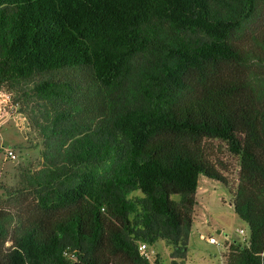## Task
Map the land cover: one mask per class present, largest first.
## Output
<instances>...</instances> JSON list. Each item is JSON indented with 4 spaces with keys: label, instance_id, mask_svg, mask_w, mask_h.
Returning a JSON list of instances; mask_svg holds the SVG:
<instances>
[{
    "label": "trees",
    "instance_id": "1",
    "mask_svg": "<svg viewBox=\"0 0 264 264\" xmlns=\"http://www.w3.org/2000/svg\"><path fill=\"white\" fill-rule=\"evenodd\" d=\"M67 69L104 95L96 122L72 118L74 86L52 78ZM40 74L36 96L67 105L42 129L49 155L109 170L46 180L0 264H151L142 242L185 249L199 177L228 185L204 139L239 157L228 189L248 239L226 264H264V0H0V88Z\"/></svg>",
    "mask_w": 264,
    "mask_h": 264
},
{
    "label": "rangeland",
    "instance_id": "2",
    "mask_svg": "<svg viewBox=\"0 0 264 264\" xmlns=\"http://www.w3.org/2000/svg\"><path fill=\"white\" fill-rule=\"evenodd\" d=\"M47 74L34 77L33 82L6 84L0 88V225L9 233L0 243L6 249L11 243L9 237L17 231L19 224L31 219L40 211L39 194H44L45 181L55 179L54 185L75 180L79 173L102 174L108 172L107 164L101 166H70L58 155H49L43 128L50 125L58 103L36 96L33 83L46 78ZM52 78L57 82L68 81L74 86L75 101L78 102L73 119L96 122L103 109L95 114L99 98L89 94L92 85L90 76L82 70H56ZM264 86V75L256 78ZM98 98V99H97ZM66 107V104L62 105ZM206 153L226 177L228 185L200 176L197 204L192 211V229L185 249L176 248L166 239L148 244L143 255L151 264H226L230 245L242 246L244 239L238 234L247 225L232 208V193L238 182L239 157L231 153L219 139H204ZM12 149L14 157L7 155ZM48 190V189H46ZM53 195V194H52ZM142 196L134 191L130 197ZM221 231L218 232L217 230ZM214 236L219 243L208 241ZM3 236L0 235V242ZM4 251V250H3ZM182 256V257H181Z\"/></svg>",
    "mask_w": 264,
    "mask_h": 264
},
{
    "label": "built area",
    "instance_id": "3",
    "mask_svg": "<svg viewBox=\"0 0 264 264\" xmlns=\"http://www.w3.org/2000/svg\"><path fill=\"white\" fill-rule=\"evenodd\" d=\"M7 155L9 157H14L15 154H14L12 149H7ZM238 234L242 235L244 241H246L248 239V232L246 233L243 228L238 230ZM207 239L211 243H219V241L214 236H209ZM147 248H148V244L147 243L142 242V243L139 244V250L142 253H146Z\"/></svg>",
    "mask_w": 264,
    "mask_h": 264
},
{
    "label": "crops",
    "instance_id": "4",
    "mask_svg": "<svg viewBox=\"0 0 264 264\" xmlns=\"http://www.w3.org/2000/svg\"><path fill=\"white\" fill-rule=\"evenodd\" d=\"M201 180H200V177H199V182H200ZM200 193V191H199V186H198V188H197V196L199 197V199H203L202 198V194H199ZM218 232H220L221 230L220 229H218L217 230Z\"/></svg>",
    "mask_w": 264,
    "mask_h": 264
}]
</instances>
